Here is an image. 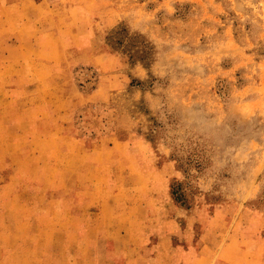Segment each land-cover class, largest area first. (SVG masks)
<instances>
[{"label":"rangeland","instance_id":"rangeland-1","mask_svg":"<svg viewBox=\"0 0 264 264\" xmlns=\"http://www.w3.org/2000/svg\"><path fill=\"white\" fill-rule=\"evenodd\" d=\"M7 1L0 264H264V0Z\"/></svg>","mask_w":264,"mask_h":264},{"label":"trees","instance_id":"trees-1","mask_svg":"<svg viewBox=\"0 0 264 264\" xmlns=\"http://www.w3.org/2000/svg\"><path fill=\"white\" fill-rule=\"evenodd\" d=\"M120 42L121 40L118 39L117 43L121 44ZM172 196L176 202H180L182 204L187 202L186 193H184L182 187H180L179 185L172 187Z\"/></svg>","mask_w":264,"mask_h":264},{"label":"crops","instance_id":"crops-1","mask_svg":"<svg viewBox=\"0 0 264 264\" xmlns=\"http://www.w3.org/2000/svg\"><path fill=\"white\" fill-rule=\"evenodd\" d=\"M11 2V6H14V3H15V0H12V1H7V3H10ZM13 2V3H12ZM1 5V3H0Z\"/></svg>","mask_w":264,"mask_h":264}]
</instances>
